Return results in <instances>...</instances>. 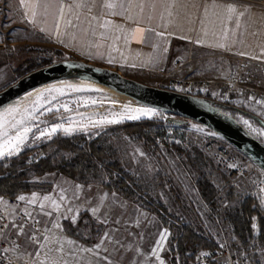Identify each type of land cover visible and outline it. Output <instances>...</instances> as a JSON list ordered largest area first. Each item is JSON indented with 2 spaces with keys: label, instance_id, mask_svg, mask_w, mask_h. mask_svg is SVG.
<instances>
[{
  "label": "rangeland",
  "instance_id": "1",
  "mask_svg": "<svg viewBox=\"0 0 264 264\" xmlns=\"http://www.w3.org/2000/svg\"><path fill=\"white\" fill-rule=\"evenodd\" d=\"M238 1L257 3L262 0ZM28 36L36 38L41 44L36 46L23 44L21 47L22 36L19 31L14 32L10 38L6 35L0 36V91L32 70L48 66L60 59V55H55L49 50L48 42L40 35L29 32ZM14 40H19V43ZM176 48L189 54L197 52L185 44L178 45ZM232 63L233 69L239 61L233 59ZM213 79L218 82L224 80ZM73 80L60 82L59 86L44 89L36 93L37 95L25 94L0 109V121L7 119L6 127L9 135H16L19 131V128L11 127V123L15 120H19L21 116L27 117L29 112L36 117V119L27 120L32 127V132L21 145L20 152L10 157L19 155L27 148H40L59 134L70 136L85 133L86 137L92 138L108 131L110 152H116L110 160L115 159L123 171L131 173L138 185L139 197L127 206L121 203L124 199L120 200V196L111 195V197L113 200L114 198L117 201L120 200L115 212L120 216L119 220L125 222L124 228L128 226V219L132 218V229L129 231L132 230L134 236L131 242L136 243L139 256L142 253L149 255L155 252L153 255L155 264L164 262V258L170 260L172 264H183L181 260L174 262L172 250L175 244L172 238L175 232L165 227L157 212L150 210L149 206L152 202L165 206L171 218L175 217L179 222L201 225L204 231L216 240L218 246H229L235 252L248 256L254 264H264V247L258 239L260 234L258 219L254 218V235L250 239V244L244 246L235 234L227 215L233 201H243L248 196H255L260 201V206L264 208V192L260 187L264 180V170L258 164L235 147L230 158L221 156L217 146L212 151H208L207 143L217 141L221 145L224 140L205 125L179 118L131 97L126 98L107 88H100L87 78ZM54 89H61L62 92L54 91ZM200 95L211 96L209 91L195 96L201 99ZM214 99L217 102V96H214ZM230 103L249 110L264 121L263 105L241 98H234ZM64 105H67L68 110H65ZM13 106L18 107L19 112L15 114V117H5L4 110ZM138 108L155 109L156 112L155 115L151 113L142 115L132 111ZM224 112L231 115L264 143V134L252 130L253 128L264 129L261 122L254 121L240 112ZM130 116L138 118L130 119ZM143 119H157L164 122L162 130L164 136L155 139L154 143H150L151 145L145 144L136 133L126 129L112 130L127 122ZM167 119H171V122L166 123ZM244 120H248L251 127L245 125ZM55 124H61L65 128L72 127L75 130L65 133L63 129H58L50 136H40L41 131H47ZM2 131L4 129H0V132ZM52 151L53 149L49 148L47 152L43 151L42 155ZM66 154L69 153L66 152ZM4 158L8 156L0 157V160ZM202 174L208 177L218 189L217 211H213L200 194L196 181ZM41 180L53 183L54 187L50 193H37L35 203L29 202L31 193L27 195L22 193L19 196L28 198L22 203L37 207L35 215L45 225L46 234L42 242L36 244L29 239L31 237L29 228L21 232L19 238L23 244V250L19 254V257H22L21 260L24 257L26 260L23 261L32 264H90L92 261L89 255H94L93 262L98 263L96 245L89 246L69 236L64 230L63 222L66 219L76 222L79 212L87 209H96L94 213L97 214V202L103 199V193L106 192L103 186L82 185L58 173L47 174ZM108 195L106 192V199ZM44 196L51 197V200L45 201ZM145 200L149 201L148 204L144 202ZM53 201L59 205L58 211L53 207ZM41 204L44 205L43 208L40 207ZM49 212L51 215L46 214ZM56 224L60 227H55ZM123 227H120L121 232L125 231ZM163 229H167L169 234L161 242L159 234ZM85 234L88 235V232L85 231ZM123 248L125 246L120 247V249ZM86 249L92 251H86Z\"/></svg>",
  "mask_w": 264,
  "mask_h": 264
},
{
  "label": "crops",
  "instance_id": "2",
  "mask_svg": "<svg viewBox=\"0 0 264 264\" xmlns=\"http://www.w3.org/2000/svg\"><path fill=\"white\" fill-rule=\"evenodd\" d=\"M225 2L235 4L244 15L229 16L224 11ZM263 2L0 0V36L10 38L19 31L21 47L23 44L36 46L41 43L28 36L29 32H34L48 42L51 52L60 55L58 61H84L156 87H162L171 72L225 79L233 67V59L264 61ZM109 3L116 6L108 8ZM14 41L19 43V40ZM181 44L197 52L189 54L176 48ZM207 91L214 99L216 88L212 86L204 92ZM103 188L109 197L106 199L104 192L103 199H98L97 214L87 209L104 227L98 240L87 244L100 245L96 264H155L153 254L139 256L136 243L131 242L132 218L124 228L125 222H121L115 212L123 197ZM111 195L120 196V200H113ZM123 199L122 204H131V200ZM120 227L125 231L121 232ZM121 246L125 248L120 249ZM90 257V264H95L94 255ZM164 259V264H172Z\"/></svg>",
  "mask_w": 264,
  "mask_h": 264
},
{
  "label": "trees",
  "instance_id": "3",
  "mask_svg": "<svg viewBox=\"0 0 264 264\" xmlns=\"http://www.w3.org/2000/svg\"><path fill=\"white\" fill-rule=\"evenodd\" d=\"M200 96L210 103L216 101L209 95ZM217 104L223 111L240 112L254 121H261L254 113L231 103L217 101ZM167 121L171 122V119H167L166 123ZM163 126L164 122L161 120L143 119L111 129L122 128L136 133L145 144L151 145L155 139L164 136ZM49 148L53 151L42 155V152H47ZM110 149L108 131L92 138L86 137L85 133L70 136L59 134L40 148H27L17 156L0 160V194L5 197H17L22 193L50 192L53 183L41 178L47 174L58 173L81 184H100L110 191H116L123 198L134 201L139 197L135 178L128 171H123L115 159L110 160L116 153L110 152ZM196 184L207 205L217 211L219 203L216 186L204 174L197 179ZM144 202L148 204L149 201ZM149 207L151 211L158 213L165 227L175 232L172 238L175 244L172 250L175 263L181 260L183 264H190L199 250L218 246L216 240L204 231L201 225L179 222L175 217L172 219L167 208L161 204L151 202ZM227 215L235 234L244 246L250 244L254 235L253 223L256 217L260 225L258 239L264 247V208L255 196H248L243 201H233ZM63 226L69 236L86 244L95 243L104 228L87 210L80 212L75 223L64 220Z\"/></svg>",
  "mask_w": 264,
  "mask_h": 264
},
{
  "label": "water",
  "instance_id": "4",
  "mask_svg": "<svg viewBox=\"0 0 264 264\" xmlns=\"http://www.w3.org/2000/svg\"><path fill=\"white\" fill-rule=\"evenodd\" d=\"M87 78L145 105L205 125L264 170V143L224 112L216 101L141 83L116 70L80 60H62L34 70L0 91V109L34 89L63 80ZM201 97V96H200ZM264 126V121H260Z\"/></svg>",
  "mask_w": 264,
  "mask_h": 264
},
{
  "label": "built area",
  "instance_id": "5",
  "mask_svg": "<svg viewBox=\"0 0 264 264\" xmlns=\"http://www.w3.org/2000/svg\"><path fill=\"white\" fill-rule=\"evenodd\" d=\"M212 86L216 88L215 96L219 102L230 103L234 98H241L264 106V61L241 59L229 76L219 82L211 78L181 76L171 72L163 84V88L189 95H198ZM215 146L224 158H230L232 155L234 146L226 140L221 145L217 141H211L207 143L206 148L212 151ZM260 187L264 192V180ZM18 197H5L0 194V264H32L19 257L23 250V244L19 239L21 227L23 230L26 228L31 230V237L34 238L32 241L36 244H40L46 234L45 225L35 215L37 207L27 206ZM202 253L209 255L203 256ZM190 264H254V262L229 246H217L197 252Z\"/></svg>",
  "mask_w": 264,
  "mask_h": 264
},
{
  "label": "snow or ice",
  "instance_id": "6",
  "mask_svg": "<svg viewBox=\"0 0 264 264\" xmlns=\"http://www.w3.org/2000/svg\"><path fill=\"white\" fill-rule=\"evenodd\" d=\"M108 8H114L116 5L109 3L106 5ZM224 11L229 15H244L243 11H240L235 4L232 3H227L225 2L224 4ZM138 31H140L138 29ZM162 35V34H160ZM77 91H79L80 89H76ZM54 91L57 92H62L61 89H54ZM65 108V110H68L67 105L63 106ZM49 111H51V109H49ZM132 111H135L137 113H140L142 115H148L149 113L155 115L156 110L155 109H145V108H138V109H134ZM19 112V108L18 107H11L8 109L4 110V115L6 116H13L15 117V114ZM130 119H136L138 118L137 116H130ZM28 119H36L35 116H33L30 112L28 113L27 117L25 116H21L19 120H15V122L11 123V127L12 128H19V131L16 133V135H9L8 130L6 125L8 124L7 119L5 118L3 121H0V129H4V131L0 132V139H2V142H0V157H10L14 154H17L20 152L21 150V145L24 144V142L28 139V135L29 133L32 132V127L27 123ZM109 123H113L116 121H108ZM243 123L245 125H248V127H251V124L249 123L248 120H244ZM23 126V127H20ZM58 129H63V131L65 133H71L73 132L75 129H73L72 127H63V125L61 124H55L54 126H52L50 129H48L47 131H41L40 132V136H50L53 133L57 132ZM254 132H259L260 134H264V129H252ZM39 138V137H38ZM18 199L20 201H25L26 198L25 196L21 195L18 197ZM43 199L45 201H49L51 200V197L49 196H44ZM37 201V196L35 193H33L31 199L29 200L30 203H35ZM53 207L58 211L59 210V205L55 203V201L52 202ZM41 208L44 207L43 204L40 205ZM93 212L96 211V209L92 210ZM47 215H51V213H46ZM30 215V214H29ZM6 227V225H5ZM55 227L59 228L60 225L56 224ZM20 231L22 232L23 229L22 227L20 228ZM168 230L167 229H163L160 234H159V240L162 242L163 240L166 239L167 235H168ZM29 239H34L33 237H29ZM71 243V242H70ZM97 248L100 247V245H96ZM221 247H223V245H221ZM86 251H92L91 249H86ZM153 255H155V252L153 253ZM203 256H208L209 253H202ZM106 259V258H105ZM161 264H164L163 261H161Z\"/></svg>",
  "mask_w": 264,
  "mask_h": 264
},
{
  "label": "bare ground",
  "instance_id": "7",
  "mask_svg": "<svg viewBox=\"0 0 264 264\" xmlns=\"http://www.w3.org/2000/svg\"><path fill=\"white\" fill-rule=\"evenodd\" d=\"M63 81H65V80H63ZM63 81H58V82H53V83H50V84H46V85H43V86H41V87H38V88H36V89H34L33 91H31V92H29V93H27L26 95H29V94H36V93H39L40 91H42V90H44V89H48V88H52V87H56V86H59L58 85V83H60V82H63ZM67 81V80H66ZM69 81H72V80H69ZM76 81V80H75ZM81 81V80H80ZM72 82H74V80L72 81ZM71 83V82H70ZM91 83H93L94 85H97V86H99L100 88L102 87V88H107V89H109V90H111V91H114V92H117V93H120V92H118V91H116V90H113V89H111V88H108V87H106V86H103V85H100V84H98V83H95V82H92L91 81ZM71 85V84H70ZM69 85V86H70ZM80 86V85H79ZM82 86V85H81ZM91 87V86H90ZM98 88V87H97ZM105 90V89H104ZM108 90V91H109ZM44 93V92H43ZM113 94V93H112ZM120 94H122L123 96H126V98L127 97H129V96H127V95H125V94H123V93H120ZM37 95V94H36ZM121 96V95H120ZM24 99V98H23ZM33 100V99H32ZM29 102V101H28Z\"/></svg>",
  "mask_w": 264,
  "mask_h": 264
}]
</instances>
